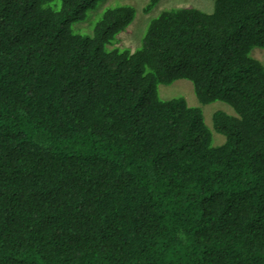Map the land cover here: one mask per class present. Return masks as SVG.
Returning a JSON list of instances; mask_svg holds the SVG:
<instances>
[{"label": "trees", "instance_id": "16d2710c", "mask_svg": "<svg viewBox=\"0 0 264 264\" xmlns=\"http://www.w3.org/2000/svg\"><path fill=\"white\" fill-rule=\"evenodd\" d=\"M97 1L0 0V264H264V0L164 9L131 53L129 4L71 28Z\"/></svg>", "mask_w": 264, "mask_h": 264}, {"label": "rangeland", "instance_id": "374dc122", "mask_svg": "<svg viewBox=\"0 0 264 264\" xmlns=\"http://www.w3.org/2000/svg\"><path fill=\"white\" fill-rule=\"evenodd\" d=\"M145 2L146 0H99L92 8L86 11V15L82 20L73 22L71 28L73 30L77 28L81 34H91L95 22L106 8L119 4H129L134 8L132 21L118 32L109 44L104 46L108 49L114 47L127 49L131 53L140 46L148 21L162 10L173 7L193 6L202 11L210 12L213 8L212 0H158L148 12H143L142 8ZM251 54L264 67V49L254 48ZM156 88L161 99L183 96L188 105L199 106L203 121L211 131L212 145H219L224 142V136L217 133L212 127V114L217 110H221L236 116L234 110L227 103L216 100L206 104H199L193 94L192 84L186 79H176L170 84H157Z\"/></svg>", "mask_w": 264, "mask_h": 264}]
</instances>
